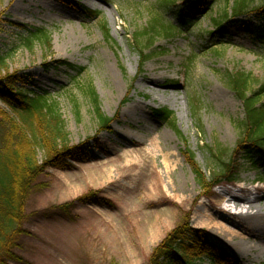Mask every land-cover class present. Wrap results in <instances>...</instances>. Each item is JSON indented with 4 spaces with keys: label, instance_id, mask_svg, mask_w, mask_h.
<instances>
[{
    "label": "rangeland",
    "instance_id": "374dc122",
    "mask_svg": "<svg viewBox=\"0 0 264 264\" xmlns=\"http://www.w3.org/2000/svg\"><path fill=\"white\" fill-rule=\"evenodd\" d=\"M233 1L217 0L208 14L186 11L192 26L156 38L144 48L154 57L143 63L134 36L159 13L158 0H0V73L17 71L28 89L57 99L74 147L68 164L48 166L30 194L31 233L19 249L28 264H145L179 223L204 230L242 264H264V231L251 218L263 205L256 198L264 195V151L255 155L258 169L245 164L235 183L208 196L184 153L190 147L209 174L210 147L220 143L231 152L237 144L244 111L223 71H252L254 87L264 82V50L246 31L257 21L226 23L223 30L213 24L211 17L225 7L230 12ZM165 16L178 25L176 15ZM39 29L49 46L44 36L28 42ZM147 70L167 85L148 83ZM89 89L113 117L107 129L99 127ZM160 107L173 111L174 124L155 114ZM128 108L134 110L124 117ZM236 193L244 198H232ZM70 201L73 218L53 211ZM241 212L250 216L237 219ZM223 214H236V221ZM196 261L212 264L207 256Z\"/></svg>",
    "mask_w": 264,
    "mask_h": 264
},
{
    "label": "trees",
    "instance_id": "16d2710c",
    "mask_svg": "<svg viewBox=\"0 0 264 264\" xmlns=\"http://www.w3.org/2000/svg\"><path fill=\"white\" fill-rule=\"evenodd\" d=\"M210 1L158 0L159 13L134 36L143 63L155 55H151L153 51L144 52V48H151L159 36L174 35L181 32V26L191 25L192 20L185 14L186 11L208 14L217 0ZM88 11L91 16L97 17L98 12ZM165 13L176 15L178 25L165 16ZM211 18L215 27L220 30L224 29L226 23L233 26L246 19L256 20L257 24L254 27L247 26L246 31L258 47L264 50V0H234L230 12L225 7L219 15ZM208 33L213 38L216 32L212 30ZM34 36H44L49 46V37L45 31L39 29L30 32L28 42ZM58 62L76 68L68 61ZM44 65L48 67V64ZM221 74L225 84L241 100L243 106L244 116L238 120L240 137L237 144L231 152L220 143L210 147L212 168L209 174L197 162L195 152L188 146L184 149L186 160L202 189L201 194L207 196L212 195L215 186L235 183L245 164L258 169L259 162L255 155L264 151V82L254 87L257 76L252 71L225 70ZM88 98L99 127L109 128L113 117L101 110L95 89H89ZM0 100L9 109L0 105V264H28L30 261L19 249L20 239L31 233L25 225L30 194L48 166L61 162L68 164L66 157H71L74 147L70 142L60 103L48 92L38 93L28 89L24 85V78L17 71L0 73ZM154 112L174 124L173 111L168 107L155 108ZM192 113L199 123L198 131L205 132L196 102H192ZM179 134L181 135L180 132ZM183 139L187 142L186 138ZM74 207L75 203L70 201L52 208L56 213H64L73 218L71 210ZM204 256L212 264H242L237 257L210 241L204 230L184 223L177 224L166 233L145 264H198L196 260Z\"/></svg>",
    "mask_w": 264,
    "mask_h": 264
},
{
    "label": "bare ground",
    "instance_id": "6f19581e",
    "mask_svg": "<svg viewBox=\"0 0 264 264\" xmlns=\"http://www.w3.org/2000/svg\"><path fill=\"white\" fill-rule=\"evenodd\" d=\"M143 77L145 78V80L148 83L156 84V85H159V86H166L167 85L166 83L161 81L162 74H158L157 72L147 70L146 72H144ZM131 110H134V109H132V108H128L127 110L125 109L124 110L125 113H123V116L127 117V114H129V112ZM143 113H144V111H143ZM231 197L234 198V199H239V200H242L244 198V197H242L241 195H239L237 193L236 194H232ZM256 201L263 203V205L261 207V210L257 214L255 213L251 218L256 223V228L259 229V230H263L264 231V195H259L256 198ZM224 210L226 211V209H224ZM228 212L230 213V210H228ZM205 214L208 217L210 215V214H207V213H205ZM231 216L235 217L236 214L235 215H231ZM249 216L250 215L241 212L240 215L237 216V219L238 218H248ZM222 217L227 222H230V221L235 222L236 221V220L233 219V217L226 216L225 214H223Z\"/></svg>",
    "mask_w": 264,
    "mask_h": 264
}]
</instances>
